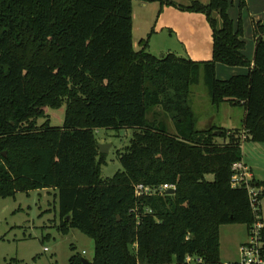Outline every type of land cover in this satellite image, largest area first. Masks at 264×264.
Listing matches in <instances>:
<instances>
[{"label":"trees","instance_id":"1","mask_svg":"<svg viewBox=\"0 0 264 264\" xmlns=\"http://www.w3.org/2000/svg\"><path fill=\"white\" fill-rule=\"evenodd\" d=\"M132 1L0 0V197L55 189L58 231L82 229L94 264H219L222 224L248 233L255 212L263 221L246 188L231 186V166L242 160L243 134L264 141V24L253 21L250 60L230 0H160L203 13L213 48L210 60L157 57L147 38L132 46ZM237 5L242 11L246 0ZM218 63L248 71L220 79ZM201 72L213 105L243 106L241 129L196 128L188 96ZM62 105L64 122L53 126L45 109ZM127 127L134 133L117 152L122 169L103 178L94 130ZM164 183L174 193L159 192ZM138 184L155 191L138 195ZM251 185L264 198V181Z\"/></svg>","mask_w":264,"mask_h":264},{"label":"rangeland","instance_id":"2","mask_svg":"<svg viewBox=\"0 0 264 264\" xmlns=\"http://www.w3.org/2000/svg\"><path fill=\"white\" fill-rule=\"evenodd\" d=\"M232 1L234 6L230 4L229 9L236 12L238 11V0ZM140 5L139 0L132 1V46L136 50L140 47L139 41L142 36L147 37L146 30L143 29L145 26L138 22L139 14L137 12L138 10L142 11ZM160 6L158 11L161 8ZM158 11H156V14L159 13ZM163 19L164 16L161 15L158 20H153L151 27L148 29L150 30L152 27L158 29ZM160 36L154 35L150 42L152 48L147 47L157 57H160L157 48L163 41ZM186 36L191 39L192 45H188L187 50H185L183 46L178 44V46H175L177 52L185 53L189 57V51L195 50V52L200 51L201 54L204 53L205 55L207 48L202 49L196 46V44L199 46L197 42L199 37L188 32H186ZM173 42L177 43L175 39ZM208 51L207 57L199 59L210 60L212 50ZM188 99L197 122V129L220 127L215 128L213 131L216 134H219L221 129H241L244 117L243 106L239 104L231 105L228 102L213 105L202 72L196 84L191 86ZM65 110V105L45 109L46 117L51 125H62ZM147 116L150 118L149 114ZM46 117L39 118L38 121L43 122ZM164 118L168 130L173 131L172 119ZM133 133L134 129L129 127L119 129L97 128L94 130V137H96L98 144L105 145L106 162L101 165L100 171L103 178L111 177L122 169L117 152L122 151L130 143ZM222 139L219 137L220 141ZM206 177L208 180H212L213 175L207 174ZM259 203L261 204V217H263L264 198ZM59 222L57 191L52 187L19 191L14 196L0 197V264H69V257L78 252L82 257L92 261L95 249L93 240L79 227H71L67 233L59 232L57 228ZM241 231H245V225L242 223L222 224L220 226V256L222 261L237 257L235 236Z\"/></svg>","mask_w":264,"mask_h":264},{"label":"crops","instance_id":"3","mask_svg":"<svg viewBox=\"0 0 264 264\" xmlns=\"http://www.w3.org/2000/svg\"><path fill=\"white\" fill-rule=\"evenodd\" d=\"M141 2L140 9L138 10V22L143 24L145 27L143 29L146 30L145 34H147V47H150V42L152 41V37L154 35H161L160 38H163V41L159 44L157 50L160 52V56L167 53L173 52L177 56L189 58L191 60H209V59H199L202 57H207L209 51L212 50V30L208 25L206 16L201 12H191L178 8L177 6H173L170 4H161V1H148V0H139ZM175 3L181 5H188L194 0H172ZM203 4H208L210 0H198ZM233 5V1L230 0ZM152 5V6H150ZM159 5H161L160 10ZM234 6V5H233ZM232 6V7H233ZM229 10L230 16L236 21L239 17L242 20L243 27V40L245 41V49L243 50V54L247 59L252 60L254 48H255V39L253 35V21H259L264 24V0H246V5L242 9V11L238 10L236 14L235 10ZM156 11L159 13L156 14ZM162 13V14H161ZM164 16L163 21L161 22L158 29L152 27L150 30L153 20H158L159 17ZM189 20V21H188ZM133 29V22H132ZM165 32V33H160ZM186 32L191 35L195 34L199 37L197 38V42L199 46L196 44L198 48L206 49L205 55L201 54L200 51L195 52L189 51V57L185 53L177 52L176 45H181L187 50L188 45H192L191 39L186 36ZM160 33V34H159ZM142 38H144L142 36ZM142 38L140 40H142ZM177 42L174 43L173 41ZM205 43V44H204ZM201 46V47H200ZM206 47V48H205ZM140 49V47H139ZM151 52V51H150ZM248 69L241 66H225L223 64L218 63L216 65V76L220 79H226L231 77L234 74H245ZM228 76V77H224ZM243 139L241 142V150H242V161L250 171V174L253 179L264 181V141H254L249 139H244L245 134H243ZM219 140V139H218ZM220 141V140H219ZM263 220L264 226V216L261 217ZM245 225V224H243ZM247 226L245 225V231L239 232L238 235L235 236V246L236 248V258H231L225 261H235L238 258V250L240 244L247 240ZM220 239V237H219ZM221 246V239H220Z\"/></svg>","mask_w":264,"mask_h":264},{"label":"built area","instance_id":"4","mask_svg":"<svg viewBox=\"0 0 264 264\" xmlns=\"http://www.w3.org/2000/svg\"><path fill=\"white\" fill-rule=\"evenodd\" d=\"M233 175L231 178V186L245 187L248 194V199L252 210L255 212L261 208L260 200L258 199L261 189L251 185L252 176L250 171L243 161H236L231 166ZM175 188L173 185L164 183L159 187V192L165 189ZM136 194H147L155 189L149 186L144 187L140 184L135 186ZM166 190V192H167ZM263 221L259 220L258 214L255 212V221L247 233V240L240 244L238 250V258L235 261H222L219 264H264V237L262 234Z\"/></svg>","mask_w":264,"mask_h":264},{"label":"water","instance_id":"5","mask_svg":"<svg viewBox=\"0 0 264 264\" xmlns=\"http://www.w3.org/2000/svg\"><path fill=\"white\" fill-rule=\"evenodd\" d=\"M216 133V132H215ZM98 149H99V152L100 153H105L104 149H105V145L103 144H98ZM5 154V153H4ZM175 191V188H170L167 190V193H174ZM81 260H82V264H94L93 261H90V260H87L86 258L84 257H81Z\"/></svg>","mask_w":264,"mask_h":264}]
</instances>
